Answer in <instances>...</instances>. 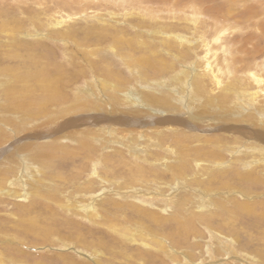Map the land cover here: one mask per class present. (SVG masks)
<instances>
[{"label":"rangeland","instance_id":"374dc122","mask_svg":"<svg viewBox=\"0 0 264 264\" xmlns=\"http://www.w3.org/2000/svg\"><path fill=\"white\" fill-rule=\"evenodd\" d=\"M146 60L150 66L162 60L165 67L160 73L151 70L142 81ZM52 65L62 70L56 100L30 111L8 108L7 90H11L10 97L20 101L27 95L39 97L42 84L34 76L40 67L50 71ZM102 70L113 75L106 85L117 86V79L126 81L115 95L118 108H126L122 107L128 101L124 97L131 92L152 84L167 87L171 92L165 99L175 106L181 98L197 96L206 102L207 112L202 113L204 110L194 104L197 121H190L191 128L181 127L185 130L182 134L181 130L179 134L164 131L165 142H176L171 146L174 153L165 151L167 146L152 145L157 139L151 138L155 137L152 134H147L148 142L147 137L136 135L130 141L105 134L98 137L101 139L91 138L92 134L79 130L88 128L86 116L72 115L75 132L61 136L55 126L65 122L75 103L91 102L104 108L100 114L110 115L113 94L99 89ZM222 96H228V103ZM184 102L174 115L186 112L187 105L192 108ZM215 102H222L217 108L224 112L244 105L264 112V0H0V148L8 144L11 150V139L19 167L10 166V171L0 173V190H13L0 192V264H149L144 255L132 251L135 243L107 234L101 224L129 222L125 227L135 228L130 221H139L129 213L131 207L154 212L159 221L182 216L179 205L183 204L182 214L187 215L198 210L196 200L204 197L200 191L208 194L205 198L211 203L203 215L221 219L220 215L233 210L235 201L251 205L254 214L227 217L230 223L223 227V234L264 263V210L260 205L264 203V156L251 150L258 142L248 131L230 132L228 127L215 126L228 124L213 114ZM28 112L35 115L27 119ZM158 112L157 116L163 117ZM153 115L155 111L147 110L142 119ZM243 118L249 119L247 115ZM251 120L238 125H255L257 120ZM26 131H32L31 137L16 143L14 138ZM2 134L8 136L6 143ZM202 138L211 142H201ZM30 144L42 146V155L26 149ZM200 149L213 152L219 159L205 160ZM183 151L188 155L182 174H171L170 166L179 164ZM22 167L26 177L20 174ZM255 170L261 178L257 185L237 183L235 173ZM211 173H216L215 178ZM20 176L24 178L22 185L14 187ZM181 184H185L183 188ZM138 194L159 199L155 205L144 202L143 206L135 199H141ZM170 194L175 195L174 203L165 209L162 199ZM88 197L92 198L88 205L92 210L82 209L87 207L84 203ZM44 226L49 229L42 231ZM196 228L205 234L201 241L205 256L200 255L202 249L191 248L193 243H200V237L185 244L164 224L153 226L152 232L160 236L157 242L175 257L171 260L164 249L155 262L189 264L190 256L194 264H207L202 258L207 257L206 248L212 239L203 226Z\"/></svg>","mask_w":264,"mask_h":264},{"label":"bare ground","instance_id":"6f19581e","mask_svg":"<svg viewBox=\"0 0 264 264\" xmlns=\"http://www.w3.org/2000/svg\"><path fill=\"white\" fill-rule=\"evenodd\" d=\"M163 45H165V43ZM161 63H162V60L159 61L157 66H152V65L150 66V63H148L147 60L144 61L143 65H145V67H147L146 68L147 72L142 74L141 80L142 81L145 80L148 77L146 74L149 73L151 70L154 73H155V71H157L158 73L164 71L165 66H161ZM61 72H62L61 68L58 67L57 65H52L50 71L47 68H41L40 67L39 73L37 75H35L34 77L36 80L41 81V84H42L41 85V91H42L41 95L39 97L27 95L25 98H23L20 101V100H16L15 97H13V98L10 97L11 90H7L6 91V97L8 99V108L30 111L32 108H39L41 106L43 108L47 101L56 100L59 97L57 83H58L59 74ZM100 74L103 76L101 87H99L100 91H109L110 90V93L113 94V97L111 100L112 106L110 107V109H111L110 115L100 114L101 111H104V108H102L99 105H94L91 102L75 103L68 110L69 115H68V117L64 118L65 122L62 121L61 124H58L59 126L58 125L55 126L56 131L58 133H62L61 136L69 135V132L70 133L75 132L74 131L75 123H73L74 118L71 117L72 115L73 116L79 115L80 118H83L84 116H86L87 118H85V119H86V121H89V123H85V126L88 128H86V130L83 128H79V130L82 129L81 131H85L86 134L87 133L92 134L91 136L89 135L91 138L101 139L98 137L101 136L102 134H105V135L111 136V137H113V136L120 137L122 140L126 138L127 140L130 141L133 139V137L135 135L138 137L141 136L143 138H146L147 134H148V136H151V134H152L155 137H151V138L157 137L156 141L151 142L152 145L154 142H156L157 147L167 146L164 148V150L169 152L170 150H168V149H171L172 145H176V142H169V144H168V140H167V142H165L166 139L163 138L165 136V135H163L164 131H172L174 133L177 132V134H179V130H181V134H182L185 131V130H183L184 129L183 127L187 126L188 129L191 128L192 122H190V121H193V120H194V122L197 121V120H195V119H197V117L194 116L195 115L194 104H197L196 109L204 110V111H202V113L207 112L206 111V105H205L206 102H205V104L203 103V101L200 102L199 100H197V96H194V98H193V96L191 98L186 97L187 99L181 98V99L177 100L176 106H175L174 103H172V102L170 103L165 99L168 96L167 94L169 92H171L167 87L162 88L159 85H152V84H148L147 86L142 87L141 88L142 91L140 90L135 94L131 92V94L129 96L124 97L128 101L126 102V105L122 104V107L126 106V108L125 109L118 108L119 102H118V98L115 95L119 92L118 87L121 85H124V83L126 81L117 79L116 80L117 86H115L114 84H110V85L107 84L106 85V82H108L109 78L112 77L113 75L110 76V74L104 70H102L100 72ZM75 80H76V78L73 79L72 82H74ZM217 84H220V83L217 82ZM151 91H154V92L151 93ZM188 94H187V96H188ZM91 95L95 96L94 93H91ZM226 97H228V96H222L223 102L225 104L228 103V98H226ZM183 101H185L184 103L187 102L188 104L192 105V108H189V106L187 105L186 112H182L180 115H174V113H175L174 110L178 111L177 106L178 105L181 106ZM208 102H211V100L208 99ZM244 104H245V102H244ZM154 105H156V106L158 105L159 106L158 109L154 108L153 107ZM215 105H216V112L212 111L213 114L217 115L218 117L225 119V121H221V122H225V123L228 122V124L227 125H215V122L211 121V123H212L211 125L212 126L215 125L220 129L221 128L223 129L224 127H228L226 129H228V131H230V132H232V131L235 132L236 130L246 131V132L248 131L250 138L252 139V137H253V139L258 142V145H260V147L257 145L258 148L256 147V148H253L251 150L253 152L256 151L260 155L264 156V112H262L260 110L257 111V108L254 106H249V108H246L244 105L241 107L238 106L239 109L237 111L234 110V112H232V110H229V111L226 110L225 111L226 113H225L224 110L220 111L221 109L217 108L218 105H219V108L222 107V102H215ZM147 110L148 111L149 110L155 111V115H153L152 118L149 117V119H142V118H144L143 115H145ZM158 111H160L161 113L164 114L163 117L157 116L160 114ZM77 112H81V113H77ZM29 113H31V112H28L27 114H29ZM27 114H25L27 119H30L35 115V114H29L27 116ZM80 114H81V116H80ZM121 114L125 115L126 117L121 115ZM184 114L187 115L186 118H183ZM244 115H247V117L249 119L243 118ZM128 116L132 117V118H129ZM140 116H142L141 120H140V118H138L136 121H134L135 120V119H133L134 117H140ZM76 118H78V117H76ZM252 118H255L258 121V123H257V121H255L256 124L253 126L251 123H249L247 125H240V126L238 125V122H241L243 120L250 122V120ZM229 121H233L234 123L229 124ZM108 123H110V124H108ZM252 123H254V122H252ZM77 125H78V123H77ZM77 125H76V127H77ZM132 125H133V127H131ZM161 125H163V127ZM46 129H48V128H46ZM31 132L32 131H26V134H24L22 136L15 137L14 141H16V143H17L18 141L20 142L22 140L24 141V140L28 139L29 137H31L30 136ZM94 133H96V136L93 135ZM1 137L4 138V140H5L4 142L6 143V141H7L6 139L8 136L2 134ZM148 139L149 138L147 137L146 138L147 142H148ZM200 141L201 142L204 141L205 143L211 142L210 139H206V138L203 140H200ZM1 142H3V141H1ZM8 143L11 146L10 148H12L11 150H8V148H9V146H7L8 144H5L4 146H2L0 148V173L1 174L4 171L5 172H8L7 170L10 171L11 170L10 166H13L19 170V167L16 166V164H15V161L18 160L17 159L18 154H16V155L14 154L16 152L15 150H17V149L12 147L13 142L11 141V139L8 141ZM151 143L149 142V145H151ZM23 145L24 144L20 145L17 148L21 149L23 147ZM27 145H26V149H29V150L34 149L37 153V156H41L43 153V150H45V149H43L42 146H32V144H30L31 145V147H30ZM88 151H89V149H88ZM171 151H173V150L171 149ZM198 151H200V154L207 161H209V160L213 161L214 159H217L216 155L212 154L213 152L209 151L206 153L205 151H202L201 149ZM174 152L175 151H173V153ZM187 155H188V153L186 151L181 152L179 164L175 165V166H170V168H169V171L171 174H177L178 176L180 174H182L181 170L186 166L185 162H187V160L185 157ZM150 156H153V155L151 154ZM15 157H16V159H15ZM248 157H249V155H248ZM178 158H179V156H178ZM257 162L258 161H254L253 163L257 164ZM223 163H224V161H223ZM26 165H28V164H26ZM179 166H182V167L180 168ZM247 166L250 167V165H247ZM256 168H257V165H256ZM218 169H220V168H218ZM254 169H252V170H254ZM258 169H259V167H258ZM256 170L254 172L253 171H247L244 173H240L241 171H238L237 173H235L237 183L239 185H244L245 183L249 182V184L257 185V183H259L261 181V178H259L258 172ZM207 171H210V170H207ZM224 171H225V169H224ZM139 172L143 173L141 170H139ZM219 172H221V171H219ZM251 172H253V174ZM96 173H97L96 171L93 172L94 175H96ZM20 174L23 175L24 177H26L25 176V174H26L25 168L22 167V171H20ZM174 176L175 175L172 176L173 180L175 179ZM211 176H212V178L213 177L215 178L216 173L215 174L211 173ZM23 180H24V178L22 176L17 177L15 182L13 183L14 187H18V186L22 185ZM227 182H228V180H227ZM249 184H247V185H249ZM184 185L181 184L180 185L181 188H183ZM192 185H193V183H192ZM188 187H190V186H188ZM204 187L207 188L206 186H204ZM135 189H136V187H135ZM177 190H178V188H177ZM12 191H13L12 189L7 190V192H4V190H0L1 193H5V194L11 193ZM239 191H240V189H239ZM241 191H243V190H241ZM199 193L204 194V197L202 195V196H200V198H198L196 200L198 210H195L194 212L193 211L188 212L187 215H186V212L184 215L182 214V212L185 211L183 204L179 205V210H180L182 216H174V217H170L169 219H166V220L160 219L159 221H158L159 218H157L155 216L154 212H151V211L146 210L144 208L141 209L139 207H131V209L129 210V213H131V216L137 218L139 221V223L130 221V223L134 224L135 228H129V227H131V225L129 227L128 226L125 227V225L129 222H126L125 224L124 223L117 224V223H114L112 221H106L105 223H102L101 225H103L104 229L107 231V234L111 233L110 235L113 234L114 236L115 235L119 236L120 239L130 240L131 242L135 243L136 247L133 248L132 251L138 252L137 254L140 256L144 255L145 259L147 261H149V264H157V262H155V259L157 257L159 258V255L162 252H164V249L166 248L164 245L157 242L156 239L159 240L160 236L157 233L152 232V227L159 225V224H161V225L164 224V226H166L167 230H169L170 232H173L174 234L177 235V237H178L177 241L184 242L185 244H188V240H191L193 237L194 238L200 237L201 238V239L199 238L200 243H196V244L193 243L191 248L193 251L194 250L197 251L198 249H202V250H200V255L205 256V254L203 252L204 248H203V245L201 244L204 241V238H203L204 233L199 231L196 228L197 226H203L204 230H207L210 233L209 237L212 239V242L209 243L207 245V248H206L205 253L207 254V257L202 258L204 261H208L207 264H264L259 259L256 258L257 256H254L253 254H249V252L241 249L236 244V242L233 238H230L227 235L223 234V227H225L226 224L230 223V221L228 220L229 217H240V216H248L250 214H254L253 208L250 207L251 205L246 203L245 201L244 202L235 201L233 210L226 212L225 215H220L221 219H219L216 216L201 214L207 208L208 204L210 203V199L208 197L205 198V195L208 196V194H206L205 192L200 191ZM132 195L135 196L136 193L135 194L132 193ZM144 195H146V196L139 195V197L141 199H139L138 197L135 198L137 201H141V203H143L141 205H143V206H146L144 204V202L149 204V205H150V203H152V205H155L154 202L157 199H159L155 196H149V194H144ZM130 197H133V196H130ZM70 198L73 201L75 197L72 194L70 196ZM174 198H175V195L171 197V194H170V195H168L162 199L163 202H166L165 209L170 206L169 204L172 205V203H174ZM91 199H92L91 197H88V199H87L88 202L84 203V205L87 207H82V209L86 208V209L92 210L91 209L92 207L88 206L91 203ZM78 200L80 202H83L84 198L79 196ZM78 200H76V201H78ZM188 200L189 199H187V201ZM80 202H78V203L82 204ZM260 205H261V208L264 210V203H261ZM77 207H78V205H77ZM116 207L120 208L121 206L116 205ZM74 209H76V208H74ZM48 210H50L49 212H51L52 209L49 208ZM112 210H113V208H112ZM114 212H116V211L114 210ZM92 216L95 217L96 215H92ZM224 219H226V220H224ZM215 221H219V223L216 224V223H214ZM221 221H222V223H220ZM223 221H228V222L224 223ZM166 223H169V224L166 225ZM214 224L216 225L215 228L213 227ZM48 229H49L48 226H44L42 231L48 230ZM105 235L106 234H103V236H101V237L105 238L106 237ZM94 237H96V236H94ZM85 238H88V237H85ZM82 241H83V239H82ZM63 242H66V241H63ZM64 244H67V242ZM170 249H171L170 251L173 250V248H170ZM165 251H166V249H165ZM166 255H168L171 260H175V257L173 255H171V254L169 255V251H166ZM66 257H68V256H66ZM93 257H95V256H93ZM195 258H196V254H195ZM61 259H64L63 256ZM187 260L188 261L186 263L194 264V262H192V261H194L195 259H192L190 256L187 258ZM82 263L88 264L84 261H82Z\"/></svg>","mask_w":264,"mask_h":264}]
</instances>
